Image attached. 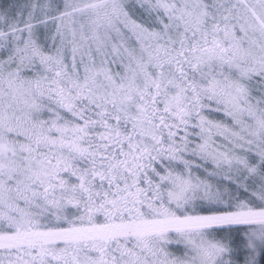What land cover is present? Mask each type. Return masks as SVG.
I'll list each match as a JSON object with an SVG mask.
<instances>
[{
	"label": "snow or ice",
	"instance_id": "obj_1",
	"mask_svg": "<svg viewBox=\"0 0 264 264\" xmlns=\"http://www.w3.org/2000/svg\"><path fill=\"white\" fill-rule=\"evenodd\" d=\"M0 264H264V0H0Z\"/></svg>",
	"mask_w": 264,
	"mask_h": 264
}]
</instances>
